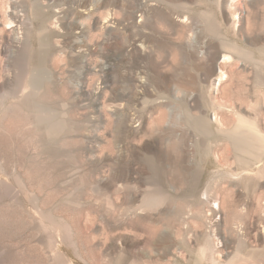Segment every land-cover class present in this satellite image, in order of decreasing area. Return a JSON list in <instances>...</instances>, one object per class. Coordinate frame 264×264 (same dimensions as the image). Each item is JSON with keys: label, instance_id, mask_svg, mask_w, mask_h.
<instances>
[{"label": "rangeland", "instance_id": "obj_1", "mask_svg": "<svg viewBox=\"0 0 264 264\" xmlns=\"http://www.w3.org/2000/svg\"><path fill=\"white\" fill-rule=\"evenodd\" d=\"M0 264H264V0H0Z\"/></svg>", "mask_w": 264, "mask_h": 264}, {"label": "bare ground", "instance_id": "obj_2", "mask_svg": "<svg viewBox=\"0 0 264 264\" xmlns=\"http://www.w3.org/2000/svg\"><path fill=\"white\" fill-rule=\"evenodd\" d=\"M10 1H12V0H10ZM233 0H230V3L232 2ZM235 2V1H234ZM7 3V2H6ZM9 4L7 3V5L5 6V9L3 8V10L5 11V13H6V11H7V9H9ZM86 10V9H85ZM10 10H8L7 12H9ZM12 11H14V10H12ZM16 12V11H15ZM22 13H16V15L17 16H19V15H21ZM15 15V14H14ZM14 15H12V16H14ZM6 18V20L4 21V25L6 26V27H8V28H11V30L13 29V26H16V24H15V21L12 19V18H10V17H8L7 18V16H5ZM238 18H239V16L238 15H233V19H234V21L235 20H238ZM20 19H22V18H20ZM182 19H184V18H182ZM181 19V20H182ZM139 20H141V18L139 19ZM186 20H187V18H186ZM22 20H20V22H21ZM185 23V22H184ZM235 23H236V21H235ZM20 27V26H19ZM15 30H16V34H17V38H19L20 37V35L18 34L19 33V31H17V29L15 28ZM13 31V30H12ZM21 33V32H20ZM16 37V36H15ZM20 40V39H19ZM223 56V55H222ZM227 58V57H226ZM222 59H224V58H222ZM223 61H225V60H223ZM228 61H229V59H228ZM226 78H227V74L222 70V69H219L218 70V73L215 75V78H214V81L212 82V87H213V89L214 88H216V86H218L219 84H220V82H222V81H225L226 80ZM33 85V84H32ZM33 87H35L34 85H33ZM211 116V115H210ZM242 118V117H241ZM212 120H216V117H215V114H213L212 115V118H211ZM210 119V120H211ZM244 122V121H243ZM248 124V123H247ZM246 123H244V124H241L240 122H239V124H237V126H236V128L237 129H239V131L238 132H244V131H242V129L239 127V126H242V127H245L246 129H250V125H247ZM136 125H134L133 127H135ZM229 134V135H228ZM227 134V136H226V138L230 141V136H231V134H230V132ZM231 142V141H230ZM227 143V142H226ZM247 143H246V141L243 139V137H242V135L240 134V133H238V137H235V141H234V144H233V146H234V151L235 152H237V153H241L242 155H244V156H246V155H248V150H246V148H245V145H246ZM226 146V145H225ZM229 174V173H228ZM227 174V175H228ZM217 204H214V205H212L211 206V210L210 211H214L215 209H217ZM210 209V208H209ZM208 222V221H207ZM211 238V237H210ZM208 239H209V237H208ZM162 240V239H161ZM208 243H209V240H208ZM213 246V245H212ZM207 253H209V258H210V260L212 261L213 260V249H212V247H211V244H208L207 245ZM212 258V259H211Z\"/></svg>", "mask_w": 264, "mask_h": 264}, {"label": "crops", "instance_id": "obj_3", "mask_svg": "<svg viewBox=\"0 0 264 264\" xmlns=\"http://www.w3.org/2000/svg\"><path fill=\"white\" fill-rule=\"evenodd\" d=\"M136 30H135V32H137V33H141L142 32V28H135ZM138 29V30H137ZM205 31V30H204ZM206 32V31H205ZM210 34V33H209ZM213 36H215V35H213ZM137 42H140V41H138V38H137ZM142 43V42H141ZM220 44H221V42H220ZM171 51H174L175 52V48H172L171 49ZM218 52L215 54V53H213V54H211L210 52H208V51H205V52H203V55H205V56H203L204 57V62H206L207 64H216L217 62H219V60H220V58H221V56H222V54L223 53H228V54H230L232 57L234 56V53L232 52V50H229L228 48H226L224 45H220L219 46V49L217 50ZM132 52V51H131ZM141 53V51L140 50H138V49H135L133 52H132V54H134V55H136L137 54V56L139 55ZM176 53V52H175ZM179 54H181L180 52H179ZM167 55H169V56H171V57H174V53L173 52H169V53H167ZM228 55H223L222 56V58H224V59H222L221 58V60L223 61V60H227L228 61V59H230V58H226ZM229 57V56H228ZM234 58V57H233ZM137 59V58H136ZM230 63H233L232 61L230 62ZM219 69H221V68H218L217 70H219ZM211 70H212V72H213V69H212V67H211ZM209 71V70H208ZM217 72V71H216Z\"/></svg>", "mask_w": 264, "mask_h": 264}]
</instances>
